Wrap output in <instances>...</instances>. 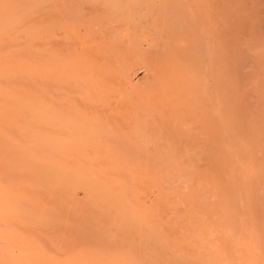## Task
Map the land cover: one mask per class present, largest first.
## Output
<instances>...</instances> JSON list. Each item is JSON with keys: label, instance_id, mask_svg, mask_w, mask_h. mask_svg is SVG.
I'll use <instances>...</instances> for the list:
<instances>
[{"label": "bare ground", "instance_id": "obj_1", "mask_svg": "<svg viewBox=\"0 0 264 264\" xmlns=\"http://www.w3.org/2000/svg\"><path fill=\"white\" fill-rule=\"evenodd\" d=\"M0 264H264V0H0Z\"/></svg>", "mask_w": 264, "mask_h": 264}, {"label": "rangeland", "instance_id": "obj_2", "mask_svg": "<svg viewBox=\"0 0 264 264\" xmlns=\"http://www.w3.org/2000/svg\"><path fill=\"white\" fill-rule=\"evenodd\" d=\"M141 75L140 74H138V77H140Z\"/></svg>", "mask_w": 264, "mask_h": 264}]
</instances>
